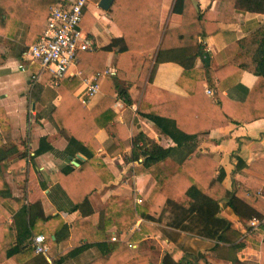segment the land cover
I'll return each instance as SVG.
<instances>
[{"label":"crops","instance_id":"0c3cea01","mask_svg":"<svg viewBox=\"0 0 264 264\" xmlns=\"http://www.w3.org/2000/svg\"><path fill=\"white\" fill-rule=\"evenodd\" d=\"M50 1L5 0L7 7L2 8L4 11L0 10L4 14L0 18V111L7 117L5 128L0 127V138L9 145H13L15 139L26 140L29 153L27 162L5 171L12 197L2 205L0 225L7 224L25 230L31 215L34 218L36 216L35 204L40 202L44 216L37 220L34 231L36 235H45L49 245L46 254L26 250L10 257L3 264H177L185 253L201 254L211 264H261L264 230H251L250 219H241L235 214L227 203L226 191H233L243 173L234 174L236 162L232 160L233 153L237 152L248 164L264 158V118L230 123L211 129L199 137L197 151L213 155L218 160L219 165L213 175L199 170L189 158L183 163L202 184L205 193L219 199L221 209L217 212L216 205L208 201L202 203L206 213L204 216L208 220L210 217L213 223L202 219L194 225L197 230H184L168 223L180 222L178 217L172 220L168 210L160 215V220L146 218L136 211L135 221L130 227L120 229L112 215L117 214L118 219H121L120 205L122 219L126 221L125 214L128 215L127 219L130 217V206L124 201L117 206L110 202V198H131L136 210V206L147 201L155 188V178L150 173H137L138 162L128 160L132 153L133 138L137 134L144 133L165 147L176 145L138 112L146 84L151 82L163 89L185 94V90L177 83L185 69L183 62L193 61L195 67H201L207 64L203 55L207 51L210 53V63L207 65L234 59L238 42L264 26V14L238 11L235 22H220L218 32L198 39L205 46L201 54H197V46L189 37L180 41L177 36L170 38L168 45L183 44L184 50H166L161 61H157L158 50L148 51L146 55L153 59L150 72L144 85L134 84L130 87L132 104L118 97L117 73L101 81L99 93L87 105L93 107L105 95L115 96L112 108L118 114V122L127 129V134L121 136L118 133L113 138L105 129L98 132L97 138L102 143L99 155L114 178L92 192L89 195L90 204L80 210L74 208L65 191L72 184L68 181L62 183L60 172L68 164L79 166L78 160H85L86 157L81 153L67 155L64 152L68 140L57 130L50 117L52 109L61 101L58 86L52 84V74L42 72L40 65L26 55L29 46L41 37L46 28L52 7ZM58 1L68 3L72 0ZM99 1H88L87 14L81 25L95 42V49L90 52L112 46L106 56L104 69L113 68L116 72L118 69L126 70L130 78L136 79L137 75L129 72V54L120 50L123 32L108 11L99 7ZM192 1L196 9L201 11L217 9L216 0ZM150 2V7H155V13L158 5L161 8L159 26L163 34L168 29L182 25L183 15L178 0ZM131 6L138 9L140 5L134 1ZM80 61L81 55L77 65L66 77L80 78L74 92L77 97L84 88L83 76L95 72L93 67L80 68ZM40 72L42 77L36 82L32 81V76ZM256 81L257 76L251 71H244L240 77L241 84L248 88H252ZM115 137L122 139L124 148L115 143ZM42 138H45L44 142ZM48 145L53 150L38 153L40 148L45 149ZM182 152L185 151L173 153V159L165 162L166 171L174 170L176 159L180 158ZM220 169L225 174L223 180L214 181ZM23 174H27L26 191L23 184L14 178ZM260 195L264 197V188ZM23 198L24 202L17 203V199ZM24 206L30 208L28 215L23 212ZM220 218L232 224L222 241L217 236L223 233L226 223L222 225Z\"/></svg>","mask_w":264,"mask_h":264},{"label":"trees","instance_id":"16d2710c","mask_svg":"<svg viewBox=\"0 0 264 264\" xmlns=\"http://www.w3.org/2000/svg\"><path fill=\"white\" fill-rule=\"evenodd\" d=\"M134 1L139 3L138 9L131 6ZM178 1L181 3L179 9L183 15L182 25L179 28L168 29L164 34L159 26L161 8L158 5L155 13V7H150V0H114L108 10V14L123 32L120 50L129 54L131 59L129 72L137 75L136 79H132L128 71L122 69L117 71L118 97L123 98L127 104L133 103L130 87L134 84L144 85L147 80L153 60L146 55L148 51L158 50L157 61H161L166 50H184L183 44L168 45L170 38L177 36L180 41L189 37L197 46V54H201L205 46L199 43L198 39L218 32L220 22H235V14L238 11L264 14V0H216L218 4L215 11L196 9L192 0ZM56 3L59 1H50V7L57 5ZM6 7L5 0H0V10ZM86 14L87 8L84 9V16ZM3 15L0 13V18ZM83 22L84 20L81 25ZM111 48L112 46H108L94 52H81L80 68L93 67L95 71L104 70L106 56ZM237 50L235 58L225 62H213L211 65L204 64L201 67H195L193 61L183 62L185 69L177 83L185 90V94L163 89L151 82L146 84L145 95L138 112L153 122L156 129L170 137L176 145L165 147L144 133H139L133 138L132 153L128 160L138 162L136 172L150 173L155 178L156 185L148 200L137 205L136 210L131 198L126 197L124 200L116 196L110 198V202L117 206L123 201L128 202L130 206V217L127 219L128 215L125 214L126 221L122 219L120 205L121 219H118L117 214L112 215L120 229L130 227L135 221L136 211L146 218L160 220V215L168 210L172 220L180 218V222L168 223L184 230H194V225L206 219L203 201L216 205L215 212L220 211L219 199L207 195L202 184L192 176L183 163L189 158L188 160L199 170L213 175L219 165L218 160L213 155L197 151L199 137L211 129L230 123L251 122L264 118V26L242 38L238 42ZM244 71H251L257 76L252 88L240 82ZM79 83L78 77L61 79L57 87L61 101L52 109L50 117L57 130L68 140L64 152L67 155L81 153L86 157L85 160H78L79 166L68 164L60 172L62 183L68 181L72 184L68 185L65 191L74 208L84 210L90 204L89 195L114 178L99 155L102 143L97 138L98 132L105 129L114 138L118 133L121 136L127 134V129L118 122V114L112 108L116 101L115 96L105 95L97 104L90 107L83 104L74 93ZM207 87L214 90L213 95L206 92ZM6 120L7 117L0 111L1 128H5ZM41 140L44 142L45 138ZM113 140L124 148L122 139ZM12 144L3 143L0 138V210L12 197L5 171L27 162L29 156L26 140L15 139ZM40 149L38 153L53 150V147L48 145L47 148ZM182 150L185 152L176 159L174 170L166 171L165 162L173 159V153ZM232 160L236 162L234 174L240 171L243 173H239L240 178L233 191H226L228 205L241 219L264 217V197L259 194L264 188V158L248 164L235 152ZM219 171L214 181L223 180L224 171L222 169ZM14 178L23 184L26 191L27 174ZM16 201L24 202V198ZM35 207L36 216L34 218L31 215L30 221L26 222L25 230L7 224L0 225V264L23 251L35 252L31 240L27 239H32L37 234L34 225L44 216L40 202H37ZM22 208L26 215L30 213L29 207ZM220 220L222 225L226 223L223 233L217 236V239L222 241L226 231L232 228V224L223 218ZM205 221L213 223L210 217ZM262 251L261 264H264V245ZM201 262L211 264L201 254L185 253L177 264Z\"/></svg>","mask_w":264,"mask_h":264},{"label":"built area","instance_id":"2783aa9c","mask_svg":"<svg viewBox=\"0 0 264 264\" xmlns=\"http://www.w3.org/2000/svg\"><path fill=\"white\" fill-rule=\"evenodd\" d=\"M89 0H72L68 3L60 2L50 9L46 28L41 37L29 46L26 55L34 63H38L42 72L52 74V84L58 86L61 79L71 73V69L77 65L79 55L83 51L95 49V42L82 28L84 9ZM116 70L106 68L97 70L91 75L83 76V90L79 99L83 104L89 102L99 93L101 81L106 77L116 75ZM81 74L80 71L77 72ZM42 77L41 72L32 76V81ZM206 92L213 95L214 90L207 87ZM260 194V192H259ZM142 202V199L138 200ZM250 228L253 231L264 230V217L250 219ZM31 243L38 254H46L49 251L47 238L43 234L35 235Z\"/></svg>","mask_w":264,"mask_h":264},{"label":"water","instance_id":"95a60500","mask_svg":"<svg viewBox=\"0 0 264 264\" xmlns=\"http://www.w3.org/2000/svg\"><path fill=\"white\" fill-rule=\"evenodd\" d=\"M113 1H114V0H100L99 3H98V5H99V7H101L102 9L108 11V10L111 8V6H112ZM203 55H204V60H205V62H206L207 64H209V63H210V53L207 51V52H205Z\"/></svg>","mask_w":264,"mask_h":264}]
</instances>
